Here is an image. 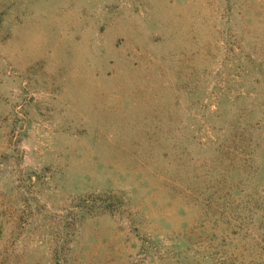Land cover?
<instances>
[{"label": "rangeland", "instance_id": "374dc122", "mask_svg": "<svg viewBox=\"0 0 264 264\" xmlns=\"http://www.w3.org/2000/svg\"><path fill=\"white\" fill-rule=\"evenodd\" d=\"M0 264H264V0H0Z\"/></svg>", "mask_w": 264, "mask_h": 264}]
</instances>
